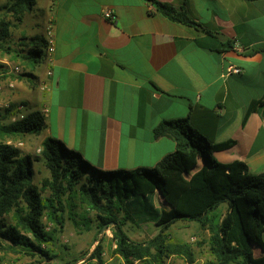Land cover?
<instances>
[{
    "label": "crops",
    "instance_id": "0c3cea01",
    "mask_svg": "<svg viewBox=\"0 0 264 264\" xmlns=\"http://www.w3.org/2000/svg\"><path fill=\"white\" fill-rule=\"evenodd\" d=\"M158 1L214 34L170 21L149 0H37L13 22L11 53L0 56V99L45 117L38 136H25L27 151L53 137L104 171L153 168L176 150L173 140L155 139L153 129L189 117L212 145L234 142L212 153L218 162L241 161L262 174L264 108L249 110L264 103V0ZM104 8L113 20L104 18ZM49 20L52 64L44 54L31 55ZM230 66L241 73L228 75Z\"/></svg>",
    "mask_w": 264,
    "mask_h": 264
},
{
    "label": "trees",
    "instance_id": "16d2710c",
    "mask_svg": "<svg viewBox=\"0 0 264 264\" xmlns=\"http://www.w3.org/2000/svg\"><path fill=\"white\" fill-rule=\"evenodd\" d=\"M149 1L170 21L214 34L184 10ZM36 2L11 0L6 10L18 23ZM12 25L0 21V52L4 55L12 50ZM40 40L42 44L31 52L33 58H40L46 48L45 39ZM259 51H264V46ZM257 104L264 108V103H254L249 112ZM14 109L12 105L0 111L1 250L51 261L56 257L52 247L56 245L57 229H48L46 222L62 227L65 215L76 217L81 208L86 215H96L99 233L112 229L114 253L124 264H167L171 257L194 264L192 245L170 238L169 230L179 220L196 222L208 232L212 259L203 264H264V172L253 175L244 162L223 164L212 156L214 151L231 148L234 142L212 145L193 128L189 117L164 120L153 129V136L173 140L175 152L153 168L104 171L53 137L44 140L40 157L23 154L7 139L41 133L45 117L33 111L23 119L5 123ZM41 159L50 174L42 182L47 195L34 181V165ZM157 195L165 207L156 205ZM223 205L226 213L220 211ZM147 217L159 227L158 234L144 242L133 240L125 226L128 222L141 224ZM96 242L88 259L105 264L104 246L101 240ZM66 264H77V260Z\"/></svg>",
    "mask_w": 264,
    "mask_h": 264
},
{
    "label": "rangeland",
    "instance_id": "374dc122",
    "mask_svg": "<svg viewBox=\"0 0 264 264\" xmlns=\"http://www.w3.org/2000/svg\"><path fill=\"white\" fill-rule=\"evenodd\" d=\"M10 1L11 0H0V21L6 20L14 22L12 15L6 10V6ZM3 55L4 53L0 52V56ZM31 66L34 68V63H32ZM10 121L11 118L9 120L6 119L4 122L8 123ZM33 135L38 136L39 134ZM7 140L9 144L21 149L22 153L25 155H31L33 157H40L41 155V152L38 150H42V148H39L37 152L36 150H33L34 153L27 151V141L25 136H16ZM34 169L35 184L44 192V189L42 188V182L49 177V171L42 159L35 162ZM47 194L48 192L45 191L44 195ZM155 201L158 207L163 208L166 206L158 195L156 196ZM78 211L79 212L77 213L79 214L76 217H70L68 214L65 215L66 220L64 222V226L62 227L45 221L48 229H57L56 245L52 247L56 257L51 261H45L40 256H36L35 258L21 256L13 252L3 251L0 248V264H66L73 259L77 260V264H97L95 260L90 261L88 259L98 245L96 239L101 240V244L104 246L103 257L106 262L109 261L108 264H124L123 260L114 253L116 246L113 239L112 229H104L101 231V233H99L96 215L92 212L86 215L81 208H79ZM220 211L225 213L226 206L223 205L220 208ZM125 230L133 240L144 242L157 235L159 232V227L156 226L155 222L150 219V217H147V219L141 222V224L136 225L128 222L125 226ZM169 233L171 240L186 242L192 245L195 255L194 264H203L204 262L212 259L209 251V245L207 243L208 233L201 228L200 224L196 222L179 220L170 228ZM86 253L88 255L85 256L84 254ZM255 254L258 256L259 251L255 250ZM167 264L189 263H187L184 259L171 257L167 261Z\"/></svg>",
    "mask_w": 264,
    "mask_h": 264
},
{
    "label": "built area",
    "instance_id": "2783aa9c",
    "mask_svg": "<svg viewBox=\"0 0 264 264\" xmlns=\"http://www.w3.org/2000/svg\"><path fill=\"white\" fill-rule=\"evenodd\" d=\"M102 13H103V16L105 19H108V20L114 19V13L110 9L104 8ZM44 39L46 41V48L44 50L43 56H44V59L47 62V64H52L53 58H54V53H55V47H56L55 27H54V21L53 20H49V22L47 24ZM11 70L15 74L23 73V68L20 66H13ZM240 73H241V69L236 67V66H230L228 68V71H227L228 75L240 74ZM47 74H48V76H51L52 71H48ZM3 82H4L3 74L0 73V94H1V91L3 89ZM8 86L14 87V84L12 82H9ZM40 87L42 90H47L49 88V86L46 82H43ZM11 106H12V104L10 101H3L0 99V111L8 110L11 108ZM14 111H15L14 114H12L10 117L12 122H14L16 120L23 119L24 117H26L30 113L27 110L26 104H24L23 102H20L19 104L15 105ZM43 112H47V110H44ZM38 151L41 152L42 150L39 149Z\"/></svg>",
    "mask_w": 264,
    "mask_h": 264
},
{
    "label": "water",
    "instance_id": "95a60500",
    "mask_svg": "<svg viewBox=\"0 0 264 264\" xmlns=\"http://www.w3.org/2000/svg\"><path fill=\"white\" fill-rule=\"evenodd\" d=\"M219 38L221 39V41H225V37H223V35H219Z\"/></svg>",
    "mask_w": 264,
    "mask_h": 264
}]
</instances>
